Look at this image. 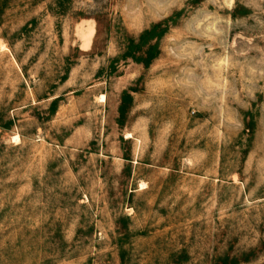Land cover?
<instances>
[{
	"label": "rangeland",
	"instance_id": "obj_1",
	"mask_svg": "<svg viewBox=\"0 0 264 264\" xmlns=\"http://www.w3.org/2000/svg\"><path fill=\"white\" fill-rule=\"evenodd\" d=\"M0 264H264V0H0Z\"/></svg>",
	"mask_w": 264,
	"mask_h": 264
}]
</instances>
